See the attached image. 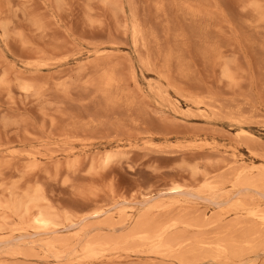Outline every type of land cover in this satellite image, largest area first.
I'll return each mask as SVG.
<instances>
[{"label":"rangeland","instance_id":"rangeland-1","mask_svg":"<svg viewBox=\"0 0 264 264\" xmlns=\"http://www.w3.org/2000/svg\"><path fill=\"white\" fill-rule=\"evenodd\" d=\"M263 179L264 0H0V264H264Z\"/></svg>","mask_w":264,"mask_h":264},{"label":"bare ground","instance_id":"bare-ground-1","mask_svg":"<svg viewBox=\"0 0 264 264\" xmlns=\"http://www.w3.org/2000/svg\"><path fill=\"white\" fill-rule=\"evenodd\" d=\"M245 131V130H244ZM248 176V174H247ZM262 176V175H261ZM241 178L239 177V181L242 183L244 180H246L245 176H244V180L241 181ZM247 181H249V178L247 177ZM253 180V179H252ZM264 180V179H263ZM245 182V181H244ZM260 182V181H258ZM246 183V182H245ZM244 183V184H245ZM264 183V181H263ZM246 184H248L247 186L249 187H253L256 188V184L255 181L254 183L251 181L247 182ZM261 184V182H260ZM210 185V184H209ZM263 185V184H262ZM211 186V185H210ZM260 186V185H259ZM264 186V185H263ZM212 187V186H211ZM210 187V188H211ZM214 188V187H212ZM258 188V187H257ZM209 189V188H208ZM211 190V189H210ZM178 191V190H177ZM177 191H173L174 193H178ZM172 192V191H171ZM223 199V198H222ZM218 201V200H217ZM166 204H158L156 205L157 208H163L165 207ZM246 206H242L241 210H245L247 211V213L254 217V218H258L262 224L264 223V211H261L256 208H245ZM99 213V212H98ZM94 216H98V214H95ZM50 219V218H49ZM36 220L39 222L40 226L42 227H47L49 226L48 224L50 223L49 220L46 217H38V219L36 218ZM251 220V219H250ZM151 217H143L141 219L138 220L137 224L135 225V228L133 230V233L131 235H129L128 237H126L125 240L128 239H141L145 242H150L153 243V245L156 248H168V249H173V248H179L180 246H182V244L186 241L184 237H175V238H170L167 237L168 232L178 223H185L184 220H180L178 218L177 219H164V220H155L152 222ZM111 224V223H110ZM108 222L104 223L103 225H110ZM248 226V225H247ZM253 226V225H252ZM239 229V228H238ZM54 230V229H53ZM257 230V229H256ZM247 232V231H246ZM260 233V232H259ZM247 234V233H246ZM168 238V239H167ZM231 239V238H229ZM70 241V240H69ZM59 242V241H58ZM108 243V242H107ZM230 243V242H229ZM232 243V242H231ZM230 243V244H231ZM203 244L204 241H203ZM218 244V243H217ZM220 244V243H219ZM222 244V243H221ZM215 245V244H214ZM202 246V245H201ZM205 246V245H204ZM210 246V245H209ZM232 246V244H231ZM53 247V246H52ZM214 248V247H213ZM216 249V248H214ZM86 251V253L90 256V255H94L96 253V249L94 245L88 244L86 246V248L84 249ZM167 250V249H166ZM175 250V249H174ZM179 250V249H178ZM206 250V249H205ZM210 250V248H209ZM235 250H238L237 248ZM161 251V250H160ZM159 251V252H160ZM168 251V250H167ZM208 251V250H207ZM223 252V251H222ZM233 252V251H232ZM221 253V251H220ZM234 253V252H233ZM196 254V252H194L193 250H191L189 252V256L191 255L192 257H194ZM187 256V255H185ZM191 257V258H192ZM190 258V257H187ZM230 258V257H229ZM191 260V259H190ZM194 260V259H193ZM191 260V261H193ZM195 261V260H194ZM194 264V263H193Z\"/></svg>","mask_w":264,"mask_h":264}]
</instances>
